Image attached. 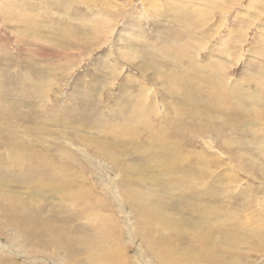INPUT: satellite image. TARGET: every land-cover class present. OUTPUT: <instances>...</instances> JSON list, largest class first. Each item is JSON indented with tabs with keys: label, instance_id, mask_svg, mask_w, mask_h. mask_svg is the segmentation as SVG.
Segmentation results:
<instances>
[{
	"label": "rangeland",
	"instance_id": "374dc122",
	"mask_svg": "<svg viewBox=\"0 0 264 264\" xmlns=\"http://www.w3.org/2000/svg\"><path fill=\"white\" fill-rule=\"evenodd\" d=\"M237 1L240 4L236 6ZM113 15L117 17H113L115 20ZM226 50L236 53L220 54ZM198 54L203 55V63L208 67L218 61L219 67L224 68L218 74L232 71L231 82L227 80V84L224 79L218 83L228 88L238 86L245 94L248 91L249 96H243L245 104L256 106L252 98L262 93L255 84L264 82V74L258 72L264 67V0H0V211L14 220L9 227L2 225L4 217L0 213V258L7 264H69L62 249L70 245L68 236L89 230L93 225L77 215L74 203L65 195L54 194L55 187L49 182L54 176H65L68 181L79 183L84 194L91 186L105 206L104 214L113 216L104 220L98 217L94 221L97 231L101 225L113 229L110 231L124 229L121 243L129 248L128 255L119 257L114 253L121 264L158 261L156 251L147 249L146 242L138 240L134 231L139 220L120 187L126 178L125 169L149 171V175L135 176L138 187L132 190L153 196L157 212L162 218H169L173 230L177 225L203 234L207 229L219 232V226L233 229L242 226L250 234L254 231H247L248 225L254 230H264L258 222L239 224L253 211L254 217L263 215L264 131H254L246 124L230 130V123L223 116L225 112L215 103L210 105L212 113L191 109L193 116L197 113L194 117H198L182 118L184 123L201 127L207 123L205 116H212L216 128L227 126L222 136L209 131L205 138L194 136L196 147L195 141H187L191 147L184 148L186 158H181L177 145L178 150L174 148L171 155L164 156L165 150L169 151L167 143L153 136L167 130L174 137L178 131L174 127L178 117L173 110L184 112L183 102L188 100L183 92L173 93V85L167 82L183 72L172 65L185 62L188 55L195 64L199 61ZM214 80L211 76L204 83ZM201 100L207 105L213 101L203 97L197 102ZM188 104L189 108H198L196 102ZM128 107L142 109L138 124L124 123L131 115ZM52 119L57 120L53 123ZM82 120L102 124V129H93L91 124L92 129H75L73 125L79 126ZM76 135H81L85 143L77 140ZM108 142L124 153L118 164L123 181L116 167L87 146ZM23 145L25 149L30 146V152L21 150ZM18 150V154L14 152ZM193 150L203 151L204 158H191ZM34 152L41 155L35 159L37 165L44 164L36 173L32 167ZM179 165L190 172L193 183L185 182L187 178L177 173ZM167 166L172 172L165 169ZM201 172L209 173L213 180ZM124 184L128 190L129 186ZM188 186L202 193L208 202L197 211L195 202L191 207L184 199V194L193 201L196 199V192L184 191ZM228 187L234 191L229 192ZM11 196L18 199L16 209L8 201ZM233 196L235 203L231 200L225 207V200ZM245 201L252 209L242 212ZM218 203L220 211L204 213L209 204ZM197 214L208 218H200V228L195 229ZM69 217L73 223L65 225ZM147 222L149 217L145 215L142 226ZM18 227L23 231L20 237ZM40 230L45 233L39 234ZM216 235L205 239L204 247ZM61 236L63 246L55 241ZM78 236L82 237L83 231ZM189 236L182 242L176 238L163 249L164 263L196 264L197 255L193 254L195 247L189 245ZM25 238L29 245H20ZM159 238L160 235L154 234L152 241L158 242ZM258 241L264 244V237H258ZM33 245L38 250L34 254L30 253ZM100 254L112 256V250ZM170 254H175L173 262ZM81 258L77 255L71 261L79 262ZM242 264H264V256L258 258L249 253Z\"/></svg>",
	"mask_w": 264,
	"mask_h": 264
},
{
	"label": "bare ground",
	"instance_id": "6f19581e",
	"mask_svg": "<svg viewBox=\"0 0 264 264\" xmlns=\"http://www.w3.org/2000/svg\"><path fill=\"white\" fill-rule=\"evenodd\" d=\"M178 2L179 1H177V3ZM237 3L240 4L237 1L235 3L236 6H237ZM175 4H176V2H175ZM208 4H210V3H208ZM176 8H178V7L176 6ZM176 8L174 7V9H176ZM232 10H233V8L230 11H232ZM96 13L97 12H95L94 14H96ZM99 14H100V12H99ZM96 15H98V13ZM113 17H115V16L113 15L112 19H113ZM115 18H117V17H115ZM113 20H115V19H113ZM116 21H118V20H116ZM226 22H228V21H226ZM103 25L104 24H102V26ZM97 29H100V28H97ZM97 32H98V30H97ZM219 33H220V31L216 32L215 34H219ZM231 33H232V31H231ZM229 35H231V34L229 33ZM220 42H222V40H220ZM229 43H231V46L235 47L234 42L231 41ZM89 46H91V45H89ZM222 49H225V48H222ZM219 52H218V54H219ZM233 52H235V51L226 50V51L220 52V54L221 55L226 54V55L230 56ZM237 52H239V50H237ZM221 55H218V56L221 57ZM197 58L199 61L197 60L198 62L193 64V60H192L193 57L188 55L187 57L184 58L185 62L178 61L177 63L172 65L173 67L182 68L183 72L180 74H176L175 76L173 75V78L170 79L167 82V84L171 83L173 85V88L171 89V91L173 93L183 92L185 94V98L188 101L183 102L184 103L183 104L184 105V107H183L184 112H182L183 110H181V109H174L173 110V112L178 117L176 120V123L174 125L175 129H177L178 131H175L174 137H171L170 132L167 130L164 132H161L159 134L153 133V136H158L160 138V140L166 142L168 145L169 151L165 150L164 156L171 155L172 149L175 148L178 150L177 146H179L180 149L178 150V152H180L181 158L184 159L187 157V155L185 154L184 148L191 147V146L187 145V141L193 140L196 142V140L194 139V136H195V138H196V135H198V137L205 138V134L208 133V131L217 133L221 136L223 135L224 126L226 124L224 126L222 125V126L216 128L213 125L214 123L212 124V122L214 120V117H212V116H205V119H207V123H205L204 125H200L201 127L191 126L192 122L191 123H189V122L184 123L182 121L184 119V116L186 118L187 117L190 118L191 120H195L198 117V116L196 118L194 117L197 113L193 116V114L191 113V109L193 111L197 110L200 112L205 111L207 113H212V107L211 106H213V104L215 106V103H216L221 107V110H223L225 112V114L223 116L225 117L226 122L230 123V125H228V126H231L230 130H238L239 127L236 125L241 126V125L246 124L247 126H249L251 128L253 127L254 131H258V130L264 131V82H256V84H255L256 85L255 87L257 89H260L258 91L262 93L261 96L256 97V98H252V100H255L257 105L254 106L252 104L251 106L250 105L247 106L244 102L245 98L243 99V96L246 95V97H247V95L249 94V93L247 94L248 91L245 94L244 90L242 91L238 86L235 87V85H233V86H230L231 88H228V85L225 86V85H221L218 83V81H223L224 79H225V82L227 84H228V81L231 82L232 79L230 80V77H231L232 71L229 72V74H228L227 70H225L224 74H218V73H220L219 70L224 69L222 67H219L220 64L218 63V61L212 62L213 65L208 67L207 64L203 63L204 58H203L202 54H198ZM216 58H217V56H216ZM129 59L131 60V58H129ZM201 60H202V63L200 64ZM186 63H187V65H186ZM259 71H260V73L264 74V67H260L258 72ZM233 74H234V72H233ZM211 76H214L215 80L210 84H205L204 83L205 80ZM192 81H195L194 82L195 84L191 83ZM190 83L192 86L189 85ZM172 85H170V86H172ZM203 97L211 98V99H213V101H209L208 102L209 105L205 104L202 100L200 102H197L198 99H202ZM250 97H253V96L250 95ZM127 100H129V99H127ZM189 101L196 102V105L198 106V108H196V109L192 108V107L189 108V106H188ZM179 103H181V102H179ZM193 107H194V105H193ZM121 108H123V107H121ZM128 108H130L129 113L131 115L129 117L127 116L128 119L124 123H127V124L132 125V126L135 124H138L141 120L142 115H143V114H141L142 109L137 108V109L133 110L131 107H128ZM116 110H117V108H116ZM226 110L231 111V114L230 115L227 114L228 112H226ZM125 111H128V110H125ZM121 113H122V111H121ZM166 113L167 114L169 113L168 110L166 111ZM249 113L252 117H250V115H248ZM119 114H120V112H119ZM219 115H222V114H219ZM164 116H166V115H164ZM201 116H203V115H201ZM221 117L222 116H220V118ZM249 118H250V120H249ZM56 120L57 119H52L53 123H55ZM35 121H36V123L39 122L38 120H35ZM122 121H124V120H122ZM89 124H91V123L88 122L87 120H82L79 123V126L74 124L73 127L75 129L86 128V127H87V129H92V128L93 129L95 128L98 130L102 129V127H100V126H102V124L100 125L97 123H92L91 124V125H93L92 128L89 126ZM161 127H162V125H161ZM226 127L227 126H225V129H226ZM34 128H32V129H34ZM36 128H37V124H36ZM119 129H120V126L114 128L115 131H118ZM23 133L27 134L28 132L25 131ZM107 135H109V134H107ZM190 136H192V138H190ZM38 137L39 136H35V138H38ZM75 137L77 140H81L85 143L84 138L81 135H76ZM196 139H198V138H196ZM114 142L117 143L116 141H114ZM87 146L92 148L91 149L92 152H94L98 156L103 157L110 164H112L114 167H116L118 169V172L122 176V170L118 164H119L121 158L123 157L124 153L118 147L111 145L109 142L107 144H104L101 146H92L90 144H88ZM196 146H197V142H196L195 146H193V147H196ZM20 147H21V150H23V149H25L26 145H23ZM100 149H103L104 152H102ZM30 150H31V147L27 146V148L24 151L27 153V152H30ZM14 152L18 154L19 150L14 151ZM192 152L194 155H192L191 158H193L195 156H199L200 158H204V152L203 151L198 153L197 151L195 152V150H193ZM11 155H13V154H11ZM39 156H41V155H37L35 152L33 153L34 161H33L32 167H33L34 173H36V171L38 169L44 168V164H38L37 165V163H36V160L39 158ZM239 158H240V156H239ZM262 159H264V157H262ZM165 169H168V172H172L171 170H169V166H167ZM125 172H126V178L123 181V176H122L120 181H123V184L120 185V187L122 190H124V199L131 204V206H132V208L136 214V217L139 220V226H137V228L135 227L134 231L136 232L137 236L140 238L138 240H142V241L146 242L145 244H146L147 249H153L156 251V255L158 258L157 264H166V263H164L165 262L164 261L165 260V253L162 252L163 249H167V246H169L173 242H175L174 240H176V238L178 239L177 240L178 242H182V240H184V238L186 236H189V235H190L189 237L191 239V241L189 242V245L192 247H195L196 253H193V254L197 255V257L195 258L196 264H220V263L221 264H242L247 259V255L249 256V253H252V254L255 253L258 258L264 256V244H261L258 241V237H261V236L264 237V230H261L260 228H257L256 230H254L252 225H248L247 231L253 230L254 234H250V233L246 232L242 228V226H240L237 229L219 226L220 227L219 232L217 231L216 233H214V230L207 229L204 234L202 232H196V230H194L193 232H190V231L184 229L180 225H177L173 230V223L170 221L171 223L169 224V222H168L169 218L168 217H167V219L162 218L160 213L157 212V202L154 200L153 196H151L147 193H142L139 191H133L132 190L133 188L138 187L139 181H138V179H136L135 176L136 175H149V171L146 170V171L136 172V171H133L131 169H125ZM177 173L179 175H182L185 178H187L184 180L185 182L193 183L192 175L190 174V172L186 168L182 167V165L178 166ZM263 173H264V171H263ZM201 174L205 178H207L209 180H213V178L211 177V175L209 173L201 172ZM49 182H50L51 186L55 187L54 194H57L58 196L65 195L69 201L74 203L75 209H73V210L76 211L77 215L81 219H84V220L86 219L89 222H92V225H93V227L90 228L89 230L83 229L85 227L84 225L81 226V229H83L80 231V232L83 231L82 237L78 236V234L80 232L74 233V234H71L70 236H68V239L70 241V245H68L67 247H62L63 251L66 252L65 260L69 264H111L112 259L114 258L113 264H121L118 260L115 259L114 253L118 254L119 257H122V256H126V254L128 252L129 248L127 249V246L122 245V243H121L122 242L121 240H123V236H124V234H123L124 229H120L119 232L110 231L113 229H107L105 226L101 225L100 230H98V231L96 230V223L94 221L98 217H100L101 220H104L106 218H112L113 216H112V214H104L105 206L100 201L99 197H97L93 193L91 186L89 189L86 190L87 194H84V192H83L84 190L79 189V183H75L73 180L68 181L65 176H54L49 180ZM124 182H126L127 186H129L128 190H126ZM225 184H227V182L223 183L222 185L224 186ZM227 190L229 192H231L232 190L234 191V188L228 187ZM184 191L186 193H189L191 191L196 192V199L194 201L192 199H190L187 194H184V199L187 202L188 201L190 202L189 205L191 207H193L195 203L197 204L195 206L196 209H194L195 211H197V209L202 204L208 203L205 196L202 193L197 192L194 188H190L188 186V188L185 189ZM224 191H226V190H224ZM59 199L61 201L65 202V199H63L61 197ZM251 199H252V197L250 198V200ZM231 200L233 203H235L236 197L233 196L231 198L226 199L223 205L225 207L229 206L231 204L230 203ZM8 201L11 203L12 209H16L19 205L18 199L15 196H11L10 198H8ZM211 207H215V208L213 209ZM220 207H221V203H218L216 205H210L209 204V208H207L204 211V213L210 212L213 210L214 211H220L222 209ZM247 209L251 210L252 208L249 207L248 201H245L242 212H247L246 211ZM0 213L4 217V222H2V225L9 227V226L14 224L13 218L11 216H9L5 211H0ZM254 213L255 212L253 211V214ZM132 214H133V211H132ZM261 214H263V215H261L263 217L264 211H263V213L261 211ZM145 215H147L149 217V222L145 223L142 226L143 222L145 221ZM252 215L251 216L245 215L247 218H243L242 222H239V224L244 226L245 224H248L251 222H258V224H260L259 226H264V223L262 222V217L260 218V216H258V215L256 217H254ZM197 216H198V217H196L197 221H195V223L193 224V227L195 229L200 228V226H199L200 218H208V216L203 215V214H197ZM133 217H134V214H133ZM134 221H135V217H134ZM212 221H215V220L212 219ZM64 222H65V225L73 223L71 217L66 218ZM130 222H131V219H130ZM178 222L179 221H176L177 224H178ZM106 225L108 227L111 226L110 223H107ZM98 228L99 227L97 226V229ZM173 231H175V232H173ZM142 232H143V234H142ZM167 232H169V233H167ZM18 233H19V237L22 236V234H23V231L20 227H18ZM38 233L44 234L45 230H40V231H38ZM154 234L161 236V238H159L158 242L152 241V237L154 236ZM215 234H217V235L213 238V241L208 245V247H204L205 239H208ZM205 236H207V237L205 238ZM63 239H64V236H61L58 240H55V241L60 246H63L62 245ZM20 245H29V242L26 239V240L22 241ZM72 246H74V247L71 249ZM139 246H141L140 243H139ZM23 247L26 248V246H23ZM41 247L43 248V246H41ZM32 248L33 249L30 250V253H33V252L36 253L38 251V250L36 251V249H35L36 247H34V245ZM106 250H110V251L112 250L113 258L110 255L100 254L101 252L106 251ZM157 250H158V252H157ZM40 251H42V250H40ZM244 251H247L248 253L244 254ZM158 253H160V255ZM77 255H79V257H82L79 260V262L76 260L71 261L72 258L77 256ZM170 257H171L172 262H173L175 260V254H170ZM2 260H3V258H2ZM120 260L121 261H128V260H124V259H120ZM214 260H215V263H213ZM3 261H2V263L0 261V264L6 263V261H4V262ZM11 262H12V260H11Z\"/></svg>",
	"mask_w": 264,
	"mask_h": 264
}]
</instances>
